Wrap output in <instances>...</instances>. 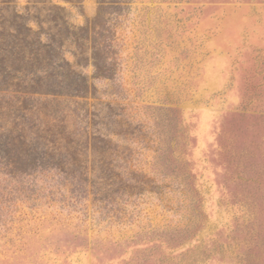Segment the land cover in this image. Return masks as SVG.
<instances>
[{"label": "rangeland", "instance_id": "374dc122", "mask_svg": "<svg viewBox=\"0 0 264 264\" xmlns=\"http://www.w3.org/2000/svg\"><path fill=\"white\" fill-rule=\"evenodd\" d=\"M0 13L51 45L23 69L71 75L40 88H79L41 105L37 125H58L44 162L0 172V264H264V0Z\"/></svg>", "mask_w": 264, "mask_h": 264}, {"label": "trees", "instance_id": "16d2710c", "mask_svg": "<svg viewBox=\"0 0 264 264\" xmlns=\"http://www.w3.org/2000/svg\"><path fill=\"white\" fill-rule=\"evenodd\" d=\"M3 18L4 15L0 13V20ZM11 18L8 26L4 21L0 22V87H3L0 88V172L13 179L28 176V170L36 169L37 161L43 163L50 152L48 147L56 142L55 138L52 141L47 139L54 136L53 128L58 126L56 119L48 118L47 123L37 125L41 123L40 117L46 118L41 115L42 103L49 102L48 99L54 102L65 96L75 97L79 88L69 90V94L55 90V87L63 88L62 82L54 85L51 82L45 90L40 88L46 81L67 80L71 75L39 68L29 72L23 69L24 63L50 61L51 56L43 58L41 54L42 50L51 52V45L41 44L37 40L38 47H35L36 44L30 42L34 35L32 29L23 23L21 16L12 14ZM8 61L11 62L10 66L6 65ZM73 78L80 80L78 76ZM44 140L46 143H40ZM39 145L43 148L39 149Z\"/></svg>", "mask_w": 264, "mask_h": 264}]
</instances>
